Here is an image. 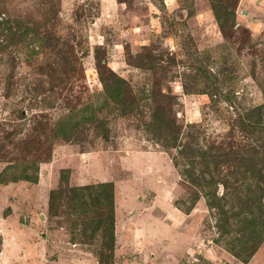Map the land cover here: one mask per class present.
<instances>
[{
  "label": "rangeland",
  "instance_id": "1",
  "mask_svg": "<svg viewBox=\"0 0 264 264\" xmlns=\"http://www.w3.org/2000/svg\"><path fill=\"white\" fill-rule=\"evenodd\" d=\"M0 264H264V0H0Z\"/></svg>",
  "mask_w": 264,
  "mask_h": 264
},
{
  "label": "water",
  "instance_id": "2",
  "mask_svg": "<svg viewBox=\"0 0 264 264\" xmlns=\"http://www.w3.org/2000/svg\"><path fill=\"white\" fill-rule=\"evenodd\" d=\"M243 14H245V11L243 12Z\"/></svg>",
  "mask_w": 264,
  "mask_h": 264
},
{
  "label": "trees",
  "instance_id": "3",
  "mask_svg": "<svg viewBox=\"0 0 264 264\" xmlns=\"http://www.w3.org/2000/svg\"><path fill=\"white\" fill-rule=\"evenodd\" d=\"M112 212H113V209H112Z\"/></svg>",
  "mask_w": 264,
  "mask_h": 264
}]
</instances>
